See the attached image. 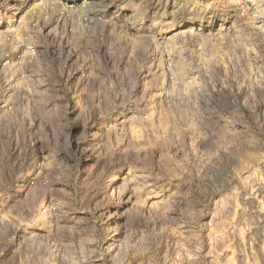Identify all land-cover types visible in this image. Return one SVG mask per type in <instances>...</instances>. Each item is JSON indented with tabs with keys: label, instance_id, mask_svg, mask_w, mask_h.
<instances>
[{
	"label": "rangeland",
	"instance_id": "1",
	"mask_svg": "<svg viewBox=\"0 0 264 264\" xmlns=\"http://www.w3.org/2000/svg\"><path fill=\"white\" fill-rule=\"evenodd\" d=\"M0 264H264V0H0Z\"/></svg>",
	"mask_w": 264,
	"mask_h": 264
},
{
	"label": "bare ground",
	"instance_id": "2",
	"mask_svg": "<svg viewBox=\"0 0 264 264\" xmlns=\"http://www.w3.org/2000/svg\"><path fill=\"white\" fill-rule=\"evenodd\" d=\"M190 30L189 31H192L193 29L192 28H189Z\"/></svg>",
	"mask_w": 264,
	"mask_h": 264
}]
</instances>
